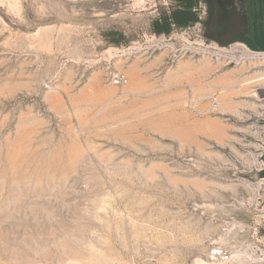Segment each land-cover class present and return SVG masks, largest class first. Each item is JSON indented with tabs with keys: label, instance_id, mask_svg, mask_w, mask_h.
<instances>
[{
	"label": "rangeland",
	"instance_id": "1",
	"mask_svg": "<svg viewBox=\"0 0 264 264\" xmlns=\"http://www.w3.org/2000/svg\"><path fill=\"white\" fill-rule=\"evenodd\" d=\"M250 3L0 0V264H264Z\"/></svg>",
	"mask_w": 264,
	"mask_h": 264
},
{
	"label": "crops",
	"instance_id": "2",
	"mask_svg": "<svg viewBox=\"0 0 264 264\" xmlns=\"http://www.w3.org/2000/svg\"><path fill=\"white\" fill-rule=\"evenodd\" d=\"M192 7L188 8V6H185V3L181 2L179 0V4H182L181 7L178 8V11L173 12V21L171 20V23H175V25L178 26V23H180L181 26H188L193 25L197 23H202L198 13L200 12V4L196 5L195 0H191ZM198 21V22H196ZM209 26V25H208Z\"/></svg>",
	"mask_w": 264,
	"mask_h": 264
},
{
	"label": "trees",
	"instance_id": "3",
	"mask_svg": "<svg viewBox=\"0 0 264 264\" xmlns=\"http://www.w3.org/2000/svg\"><path fill=\"white\" fill-rule=\"evenodd\" d=\"M184 2H186L185 6H188V8L192 7V3H191L192 1L191 0L190 1L184 0ZM195 3H196V5H198V3H199L200 5L206 6L205 9L207 8L208 16H207V19L203 22V24L207 26L210 23L211 18L213 17V15H212L213 9L210 7L211 0H195ZM171 20L173 21V17H171ZM171 20H169V21L167 20V22L165 21L163 24L160 25L161 29H157V30H155V32L156 33H167L169 31L171 24L175 25V23H171ZM169 22H170V24H169ZM196 22H198V21H196ZM179 25H180V23H178V26Z\"/></svg>",
	"mask_w": 264,
	"mask_h": 264
},
{
	"label": "built area",
	"instance_id": "4",
	"mask_svg": "<svg viewBox=\"0 0 264 264\" xmlns=\"http://www.w3.org/2000/svg\"><path fill=\"white\" fill-rule=\"evenodd\" d=\"M112 83L114 85H123L126 83V79L123 75H115L112 77ZM210 256L215 259H219L222 262H226L229 260V256L221 249L214 248L210 252Z\"/></svg>",
	"mask_w": 264,
	"mask_h": 264
},
{
	"label": "flooded vegetation",
	"instance_id": "5",
	"mask_svg": "<svg viewBox=\"0 0 264 264\" xmlns=\"http://www.w3.org/2000/svg\"><path fill=\"white\" fill-rule=\"evenodd\" d=\"M251 0H246V7L248 9V12H251V9H252V5H251Z\"/></svg>",
	"mask_w": 264,
	"mask_h": 264
}]
</instances>
